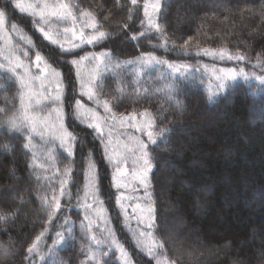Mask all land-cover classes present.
I'll list each match as a JSON object with an SVG mask.
<instances>
[{
    "label": "trees",
    "instance_id": "trees-1",
    "mask_svg": "<svg viewBox=\"0 0 264 264\" xmlns=\"http://www.w3.org/2000/svg\"><path fill=\"white\" fill-rule=\"evenodd\" d=\"M64 1L106 33L92 46L106 54L97 95L116 116L152 124L146 198L154 248L139 243L131 224L129 206L137 200H121L124 213L117 204L101 141L72 118L74 53L47 43L26 14L0 0L8 21L60 71L63 123L75 137L71 158L53 144L25 150V132L14 120L19 84L0 71V264H27L29 249L49 229L40 264H124L117 244L133 264H264V0H160L151 25L146 0ZM213 70L229 74L222 85ZM85 153L95 163L104 227L77 200L78 158ZM68 180L73 198L63 196L64 213L50 219L42 197L60 200L61 181Z\"/></svg>",
    "mask_w": 264,
    "mask_h": 264
},
{
    "label": "rangeland",
    "instance_id": "rangeland-1",
    "mask_svg": "<svg viewBox=\"0 0 264 264\" xmlns=\"http://www.w3.org/2000/svg\"><path fill=\"white\" fill-rule=\"evenodd\" d=\"M13 3L14 7L16 8L17 4H22L25 7L28 5H36L39 4L40 8H37L36 11L40 12L44 9V5L47 4L49 6H59L61 4H66L64 0H9ZM139 0H136L138 2ZM160 0H146L144 3V12L145 10V4H148L149 7L147 8L148 16H146L148 19L149 17L152 18V23L154 19H156L157 11H153L152 5H159ZM67 5V4H66ZM18 9V8H17ZM19 10V9H18ZM49 11L51 8L48 9ZM68 10L72 12V17H50L46 18L45 20H41L39 15L32 16L30 13H23L28 16L30 21L32 22L33 28H35L38 33L43 37V39L54 46H59L56 44H52L50 40H46L43 36V33L40 31L41 28H43L45 31L51 30V35L54 39H60L61 44H63L64 48H71L73 44H79L80 46L78 48H73L72 51L69 53H74L73 57H71V62L73 60H79L80 57L86 56L89 54H95V57L97 59L93 60L91 57L89 60H85L82 62L81 67L77 68L74 64H72L74 68V76H75V85L77 88L78 96L75 97V101L73 107H72V118L76 122L77 125L82 126L83 128L87 129L86 123L92 122L90 118L82 117L77 118V108L76 105L79 103L83 106V109H94L96 113H98L102 117H108L107 123L103 125V131L104 135L107 140L111 141V144L109 146V152H111L114 157L119 158L122 155H127L128 160L125 163H121L120 167L122 171H126V175L122 178V183L125 185V187H122L120 189H117L115 187V184L113 182V174H114V165L109 164L106 157H105V149L104 144H101V151H103V156L105 157V161L107 165L110 167L112 172V183L114 187V191H116V195L121 198V200L126 203V205L130 204V199H136L137 202L132 204L131 207V224H133L135 231L137 232V237L139 240V243H141L145 248L153 249L154 248V242L152 239L151 231L152 228L151 222L147 220V209L151 207L148 199L146 198V189L140 185L138 176L136 173H138L141 169V165L137 164L134 168L132 165V161L135 158L131 152L135 151L136 145H135V139H143L146 144H148V147L151 145V143L148 141L146 133H141L139 130L140 127L145 126V122L151 124L145 117L141 116L140 118L136 117L135 115H127L123 116V122L121 121V117H118L115 115V118H112V114H115L111 110L110 113H106L103 105L106 103L104 100H102L95 90V79L100 75L102 69L105 67V61L104 58L106 57V54L103 52H94L92 50L93 43L89 44L86 42H81L80 39L73 38L72 37V31H75L77 33V37L80 36L81 33H83V38L86 41L88 37L94 34H98L97 27L96 29H93L91 27H87L86 25L92 22H95L93 18L84 11H74L69 8ZM20 11V10H19ZM0 12L4 13V24H3V30L0 31V71L9 74L10 76L14 77L19 84L20 88V112L17 115V118L14 119L15 122L18 124L21 130L25 132L26 140L29 143L28 140V128L25 126L22 120L23 115V109H22V103L21 98H23V106L27 108L28 116L35 118V126L37 129L36 133H33L31 135V143L30 145L33 146V149L36 150V146H38L37 143L40 142L42 145H57L58 148H61L65 151V153L68 155L67 151L65 150L64 146H61V141L57 137L60 135V132L58 131L59 125L63 124L65 128V123H63L64 118V112H63V104L62 96L64 93V83L62 80V76L60 74V84L57 86L55 84L49 85L48 80L46 79L47 75V69H44V64H41L40 67H37L36 63V54L39 53L41 56V52L38 51L36 46L34 45L33 41H31V44H29L27 41L31 40L29 36H27L25 33H23V29L17 25L16 23L9 22L7 16H5V12L3 9H0ZM74 18V19H73ZM16 25V29L13 30L12 25ZM96 24V22H95ZM97 25V24H96ZM70 29L69 32L65 33L64 29ZM63 50V49H62ZM27 51L28 55L24 56L23 52ZM64 51V50H63ZM43 57V56H42ZM17 58L19 59V62L22 66H17ZM44 58V57H43ZM44 60L47 62V64L51 65L52 68H54L56 71H58L55 66L50 64L45 58ZM44 69V71H42ZM240 69L246 74L248 77L252 78H259L261 77L259 74L252 73L249 70H247L244 67H240ZM60 73V71H58ZM214 77L216 80V85L220 86L222 85L221 82L224 81V77L229 76V74L223 72H217L214 71ZM36 77H39L37 79ZM83 77V80H82ZM21 78L24 80V86L21 85ZM43 82V86L42 83ZM84 83L85 87H90L93 92L94 99H89L87 95L82 94L81 90V84ZM59 95L61 97L60 101H56L55 97ZM39 101V103H37ZM109 107V106H108ZM43 109V110H41ZM135 117V120L131 122V124L128 122V117ZM152 125V124H151ZM67 129V128H65ZM91 130V129H90ZM152 131V127L148 129ZM153 132V131H152ZM42 133V135H41ZM154 137V133H153ZM131 138V139H130ZM72 143V142H71ZM73 148V155L74 156V146L72 143ZM86 148V146H84ZM131 150V151H130ZM84 154V157H79L78 160L81 162V165L78 166V173L79 178L78 181V187L77 191L74 190V184L71 189V185H69L70 181L73 182L72 176H69V180L66 183L65 189L67 192H78L77 200L80 201V205L83 207L85 204H90L91 208H88L89 215L93 219V221L101 226L104 227L105 220V209L102 206V200L100 197L97 196V182H98V176L96 175L95 179V185L93 188H86L85 185L89 183V181L86 179L88 175V164L89 162H93V157L90 154L86 155ZM139 155V153H137ZM69 156V155H68ZM88 156V157H87ZM71 158V156H69ZM50 161V160H49ZM73 164V163H72ZM76 165V164H75ZM81 166V170H80ZM76 167H74L75 169ZM96 169V167H95ZM74 183V182H73ZM76 188V187H75ZM81 189V190H80ZM74 192V193H75ZM95 193L93 195L92 193ZM144 194V195H142ZM60 195V208L58 209V212L62 209V212L60 216L64 213L65 209L63 208L64 205H62V200L65 199H72V194L70 196ZM145 198V201H144ZM136 205H139L140 207L137 208ZM68 209V207H66ZM86 210V209H84ZM143 210V211H141ZM122 212H126L125 209L122 210ZM127 220V219H126ZM50 230V229H49ZM48 230L47 233L44 234V236L35 243V247H32V251H30V257L28 259L27 264H40L42 259L44 258L45 250H46V238L47 235H49L50 231ZM121 246L117 247L116 245V253L118 255V258L124 263V264H133L131 259L128 257L125 249H123V252H121Z\"/></svg>",
    "mask_w": 264,
    "mask_h": 264
},
{
    "label": "snow or ice",
    "instance_id": "snow-or-ice-1",
    "mask_svg": "<svg viewBox=\"0 0 264 264\" xmlns=\"http://www.w3.org/2000/svg\"><path fill=\"white\" fill-rule=\"evenodd\" d=\"M132 3L135 4L136 0H132ZM149 7L148 4H145V15L148 16V12H147V8ZM16 8H18L20 10V12L22 13H30L32 16H37L39 15L41 20H45L46 18H50V17H63V16H67V17H72V12L68 10V5L66 4H61L59 6H49L47 4L44 5V9L40 12H37L36 9L40 8L39 4L36 5H28L27 7H25L22 4H17ZM51 8V10L49 11L48 9ZM153 11H158L160 6L159 5H152ZM74 19V18H73ZM148 23L151 25L152 24V18L149 17ZM3 24H4V13L0 12V31L3 30ZM87 27H91L93 29H96V24L95 22L89 23L86 25ZM13 30L16 29V25L13 24L12 25ZM40 31L43 33V36L46 40H50L52 44H56V45H60V47L66 51V52H70L72 51L73 48H78L80 45L79 44H73L71 46V48H64L63 44H61L60 39H54L51 35V30L49 31H45L43 28L40 29ZM65 33L69 32L70 29L65 28L64 29ZM106 33L100 31L98 32V34H94L91 35L90 37L87 38V40L85 41L83 38V33L80 34L79 37H77V33L75 31H72V37L73 38H77L80 39L81 42H86V43H93V41H97V40H101L105 37ZM133 40L137 39V37L133 36L132 37ZM29 44H31V40L27 41ZM206 54H214V53H209L208 50H205ZM24 56L28 55L27 51L23 52ZM91 57V59L95 60L97 59L95 57V54H89L86 56H82L80 57L79 60H73L72 64H74L77 68L81 67V64L83 61L85 60H89V58ZM223 58V55L221 54V59ZM150 59L155 60V57H150ZM158 63H164V61H156ZM17 66H22L19 62V59L17 58ZM36 63H37V67H40L41 64H44V69H47V75H46V79L48 80L49 85L55 84V85H59L60 84V73L58 71H56L54 68L51 67V65L47 64V62L44 60V58L37 53L36 54ZM44 69H42V71H44ZM37 79H39V77H36ZM83 80V77H82ZM42 86H43V82ZM21 85L24 86V80L23 78H21ZM81 90H82V94L83 95H87L89 99H94L93 97V92L92 89L90 87L86 88L85 84L82 83L81 84ZM61 97L59 95H57L55 97L56 101H60ZM21 103H22V109H23V115H22V120L23 123L25 124V126H27L28 128V140L29 143H26L23 145L24 149L27 150L29 147V144L31 143V135L33 133L37 132L36 126H35V118L34 117H29L27 112V108H25L23 106V98H21ZM39 103V101L37 102ZM105 112L106 113H110L111 114V109L108 107L107 103H105L103 105ZM77 108V118H82V117H87L90 118L92 122L86 123V127H88L89 129H91L94 134L96 139H99L101 141L102 144H104V149H105V157L108 161L109 164L114 165V174H113V182L115 184V187L117 189H120L122 187H125V185L122 183V178L126 175V171H122L120 165L121 163H125L128 160V156L127 155H122L119 158L114 157V155L109 152V146L111 144L110 140L106 141L105 135H104V131H103V125L107 123L108 117H102L100 116L98 113L95 112L94 109H83V106L80 105L79 103H77L76 105ZM43 110V109H41ZM112 118H115V114H112ZM123 117H121V121L123 122ZM128 122L131 124V122L133 120H135V117H128ZM152 127V125L150 123H148L147 121L145 122V126L144 127H140L139 130L141 131V133H146L148 141L151 144H155L156 141L153 137V132L148 130ZM58 131L60 132V135L57 137L58 139H60L61 141V146L65 147V150L67 151L69 156L73 155V148H72V143L71 141H73L75 139V137L73 136V134L69 131H67V129L64 128L63 124L59 125V129ZM42 135V133H41ZM131 139V138H130ZM135 151H132L131 154L135 157L132 161V165L135 168L137 164L141 165V169L138 173H136V175L138 176V180L141 186H143L145 189H147L148 184H149V174L152 170V163H151V158L149 156V150H148V144L145 143V141L143 139H135ZM131 151V150H130ZM137 153H139V155H137ZM70 171V169H66V174L67 172ZM96 169H95V163L94 162H89L88 164V175L86 177V179L89 181V183H87L85 185L86 188H93L95 185V179H96ZM65 184L66 181H61V191H60V195L64 196V195H68L70 196L71 193L67 192L65 189ZM93 195H95V193H92ZM42 199L45 200V202L48 204V206L51 208V211L49 212V218L51 219L52 217L55 216L56 211L60 208V203H59V199L55 196V194L53 195L52 199L49 201L46 198ZM121 198L118 197L117 198V204H120L121 210L124 209L123 204H121ZM83 207H85V209L87 210L88 208H91L90 204H85L83 205ZM137 208H139V205H136ZM143 211V210H141ZM153 216V209L151 207H149L147 209V220L149 222H151ZM87 218V217H86ZM89 223H91V221H89ZM47 231V230H45ZM44 232H42L40 234V236L37 237V240L39 241L43 236H44ZM111 235V233H110ZM150 235V234H149ZM57 239L61 240L63 239V234L62 233H57L56 234ZM93 239H95L93 237ZM100 241H97V243H99ZM112 243L116 244L117 242L115 241V239L112 240ZM35 247V245L33 246V248ZM117 247H119V245L117 244ZM33 249H29V251H32ZM121 252H123V249L121 248ZM157 264H163L162 261L158 260Z\"/></svg>",
    "mask_w": 264,
    "mask_h": 264
}]
</instances>
